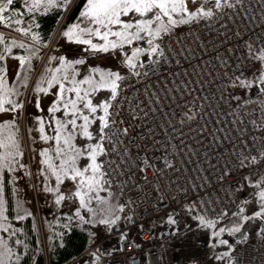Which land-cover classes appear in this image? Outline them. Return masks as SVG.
I'll return each instance as SVG.
<instances>
[{
	"label": "built area",
	"instance_id": "obj_1",
	"mask_svg": "<svg viewBox=\"0 0 264 264\" xmlns=\"http://www.w3.org/2000/svg\"><path fill=\"white\" fill-rule=\"evenodd\" d=\"M211 13L161 32L154 58L125 72L108 100L97 162L119 217L82 255L98 264H170L171 244L197 236L209 246L207 228L256 211L264 83L238 97L247 93L242 81L264 73V0H233ZM189 210L204 229L185 233ZM227 261L264 264V223L253 239L231 244Z\"/></svg>",
	"mask_w": 264,
	"mask_h": 264
},
{
	"label": "rangeland",
	"instance_id": "obj_2",
	"mask_svg": "<svg viewBox=\"0 0 264 264\" xmlns=\"http://www.w3.org/2000/svg\"><path fill=\"white\" fill-rule=\"evenodd\" d=\"M232 1L221 0L220 7L215 6L216 0H186V3L189 12H196L201 8L213 12ZM33 2L34 0H13V4L8 6L5 12L0 13L2 16L11 17L10 22H0V98L6 97L13 103L22 105L11 110L12 105L5 103L4 107L9 110L0 111V144L8 146H0V162H3L9 151L18 150L20 153L11 162V168L7 163L0 168V264H15L20 261L19 247L25 244L21 235L24 233V223L29 217L38 229L40 246L43 249L50 240H61L71 227L88 232L90 245L107 235L110 226L119 217L118 197L108 192L100 170L93 173L90 167L92 161L88 155L89 146L99 143L98 117L103 115V112L98 108L95 114H90L84 108L83 102L77 104L84 115H90L92 122L88 130L92 134V139L82 135L79 127L83 124L82 119H77V127L74 130L68 125V131L72 134L71 143L75 150H79V154H76L64 145L63 137L59 145L54 138L56 120L67 121L71 119L70 114L65 115L62 106L55 112H49V108L58 99L59 84L64 83L67 89L72 86L73 80L81 89V95L84 92L88 93L93 105L108 102L112 93L108 88L100 86L101 76L108 78L112 73L121 77L127 71H136L143 62L154 58L156 54L149 52V37L145 33H141L142 39L134 40L131 44L117 46L115 49L108 47L107 51L101 50L100 46L106 41L94 34L97 25L81 15L87 3L74 23L59 29L52 44L48 47L40 46L28 37L30 30L24 24L23 18L27 15L46 13L56 7L65 10L67 3L55 0L53 6H47L46 0H41L38 9L30 10ZM6 4L7 0H0V6ZM204 17L206 16L197 14L187 22L169 26V30L186 26ZM140 18L135 13L121 17L125 21L133 22ZM145 18H151V14ZM174 19L180 21L181 18L174 15ZM17 20L20 23H16ZM163 22L167 24V17L163 18ZM158 26V23L154 22L153 30ZM86 28L92 29L93 32H80V29ZM116 30H119V27L113 26V31ZM101 31L103 32V29ZM68 32L72 33L71 37L66 35ZM78 39L91 40L92 44L98 47L93 49L89 44L77 42ZM108 40L118 41L119 38L109 36ZM155 42L156 39L153 40V45ZM137 48L144 51L134 58L136 67L131 68L126 58L132 57L134 49ZM45 54L46 57L43 59ZM20 58H23V64ZM53 77H56V80L49 86L48 82L52 81ZM86 78L90 79V84L80 83ZM261 78H264V73L257 68L248 83L250 86H243L247 93H241L238 98L245 100L249 93H254ZM64 96L76 98L74 92L66 91ZM38 118L43 119V134L40 132L41 123ZM42 135L48 136L49 139H42ZM13 144L16 146L15 149L12 147ZM57 147L61 149L59 154ZM42 152L45 154L42 155ZM64 161H67L65 164L67 174L61 171V164ZM50 165L61 173L60 181H57ZM73 168L83 172V176L73 179ZM6 174L9 175L8 182L12 187L15 211L12 218L7 212L4 197ZM93 175L96 176L95 182L92 181ZM78 192L80 195H77ZM262 209L264 198L260 195L258 206L252 216L239 211L218 226L207 228L212 233L209 246L205 244L204 247L206 240L197 236L171 244L170 264H229L227 255L231 244L238 240L253 239L257 224L264 223ZM186 218L188 225L185 233L204 229L194 212L188 211ZM209 249L213 251L209 253ZM69 264H98V261L93 255L88 254L74 259Z\"/></svg>",
	"mask_w": 264,
	"mask_h": 264
},
{
	"label": "snow or ice",
	"instance_id": "obj_3",
	"mask_svg": "<svg viewBox=\"0 0 264 264\" xmlns=\"http://www.w3.org/2000/svg\"><path fill=\"white\" fill-rule=\"evenodd\" d=\"M47 6H53L55 0H46ZM13 4V0H7V4L4 6H0V13H3L7 10V7ZM41 5V0H34V2L30 5V10L38 9ZM216 7L221 6V0H216ZM130 13L138 14L140 19L133 21H125L121 19L123 16H128ZM151 14V18H145ZM197 14L210 16L211 11H205L203 8L197 9L196 12H189L187 9L186 0H87V7L85 11L81 14L84 17L89 18L90 22L97 25L94 30V34L96 36L101 37L106 41L103 46H100L101 50L107 51L108 47L115 49L117 46L123 47L124 44H131L134 40L142 39L141 33H145L149 39V52L155 53L157 52L159 45H153V40L157 39L161 36V32H167L169 30V26H174L178 22H187L188 19L194 18ZM174 15L180 16V21L174 19ZM167 17V24L163 22V18ZM11 17H6L0 15V22H10ZM158 23V27L153 30V23ZM16 23H20L19 20ZM113 26H118L119 30L113 31ZM103 29V32L101 31ZM89 32L92 33L93 30L90 28L80 29V32ZM66 35L72 36L71 32L66 33ZM109 36L118 37V41H109ZM35 38V37H34ZM77 42L89 44L93 49H96L98 46L96 44H92L91 40H80ZM144 50L142 49H134L132 53V57H127V63L129 67L135 68L136 64L133 62L134 58L138 56L140 52ZM163 53L161 52V55ZM21 63L23 64V58H20ZM67 79V77H65ZM120 77L118 74H109L108 78L101 76L100 86L108 88L112 93V99H115L117 94V80ZM56 80V77H53L52 81H49V86L52 85L53 81ZM261 82L264 83V78H261ZM80 83H91L90 79H85ZM242 84L245 86H250L247 82L242 81ZM72 86L65 88L64 83L59 84V92L57 101L53 102V105L49 108V112H55L60 109L62 106L64 109L65 115L71 116V119L67 121L56 120V127L54 129L55 132V140L57 145H59L61 138L63 137V143L68 147L69 150L75 151L76 154H79V150H75L71 141L72 134L68 131V125H71V128L74 130L77 127V119H82L83 124L79 127L82 130V135L87 137L88 139H92V134L89 132L88 128L92 120H90V115H84L83 112L78 109L77 104L79 102H83L84 108L88 110L90 114H95L97 109L99 108L103 115L99 116L98 119L100 121V128L98 130V139H104V129L108 126V115H109V107L110 104L108 102H104L98 105H93L90 98H88V93L84 92L81 95V89L76 86L77 82L73 80L71 82ZM95 90V88L93 89ZM74 92L76 98H65V92ZM5 103L11 104V110H15L17 107H22V105H18L13 103L11 100L5 98H0V111H7L4 107ZM97 117H93L96 119ZM41 123L40 132L44 133L43 127V119L38 118ZM11 123V122H9ZM67 132V135L65 133ZM42 139L48 140L49 137L46 135H42ZM0 146L8 147L7 145L0 144ZM13 149H15V144L12 145ZM61 149L57 147V153L59 154ZM103 152V145L97 143L95 145H90L88 150V155L90 160L92 161L90 167L95 174L99 171V165L96 163L97 155ZM45 153L42 152V155ZM17 155H20L18 150L9 151L7 155L3 158V162H0V168L4 166V163L8 164V167L11 168V162L15 159ZM73 161L75 160V156L72 157ZM67 161L62 162L61 171L64 174H67V170L65 169V164ZM52 167L54 174H56L57 181L61 179V173L57 171V169ZM73 176L75 179L77 176H83V172L78 169L73 168ZM87 171V169H85ZM92 181H96V176L93 175ZM92 187V183H89V188ZM77 195H80L78 192ZM262 198H264V193H261ZM83 202V201H82ZM264 211V209H262ZM256 215H261V213H256ZM114 221H104V223H113Z\"/></svg>",
	"mask_w": 264,
	"mask_h": 264
},
{
	"label": "trees",
	"instance_id": "obj_4",
	"mask_svg": "<svg viewBox=\"0 0 264 264\" xmlns=\"http://www.w3.org/2000/svg\"><path fill=\"white\" fill-rule=\"evenodd\" d=\"M61 1L67 3L65 10L56 7L49 12L27 15L23 18L24 24L30 30L28 37L40 46L48 47L59 29L67 27L78 19L87 3V0ZM4 176V197L7 212L12 218L15 216L12 187L8 182L9 175ZM21 238L25 244L20 245V261L15 264H69L84 254L90 246L89 233L78 227H71L61 240H50L43 249L40 246L38 229L30 217L24 223V233Z\"/></svg>",
	"mask_w": 264,
	"mask_h": 264
},
{
	"label": "crops",
	"instance_id": "obj_5",
	"mask_svg": "<svg viewBox=\"0 0 264 264\" xmlns=\"http://www.w3.org/2000/svg\"><path fill=\"white\" fill-rule=\"evenodd\" d=\"M98 142H99V140H98ZM189 212H192V211H191V210H189ZM82 255H83V254H82ZM82 255H81V256H79V257H83ZM71 262H72V261H71Z\"/></svg>",
	"mask_w": 264,
	"mask_h": 264
},
{
	"label": "water",
	"instance_id": "obj_6",
	"mask_svg": "<svg viewBox=\"0 0 264 264\" xmlns=\"http://www.w3.org/2000/svg\"><path fill=\"white\" fill-rule=\"evenodd\" d=\"M53 41H54V40H53ZM53 41H52V42H53ZM51 44H52V43H51ZM45 57H46V54L44 55L43 59H45Z\"/></svg>",
	"mask_w": 264,
	"mask_h": 264
}]
</instances>
